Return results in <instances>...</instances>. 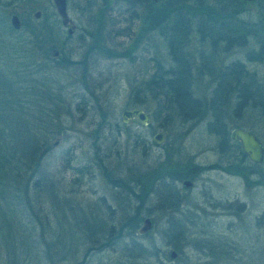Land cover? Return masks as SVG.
I'll list each match as a JSON object with an SVG mask.
<instances>
[{"label":"rangeland","instance_id":"obj_1","mask_svg":"<svg viewBox=\"0 0 264 264\" xmlns=\"http://www.w3.org/2000/svg\"><path fill=\"white\" fill-rule=\"evenodd\" d=\"M257 6L246 1L240 17L255 19ZM130 11L121 0H66L74 24L68 36L51 0H0V264H21L35 247L30 264H49L44 250L59 230L63 251L78 235L80 247L56 264H77L87 249L83 264H264V161H246L242 170L236 163L230 172L225 162L233 126L252 131L264 148V112L229 89L226 100L214 97L218 120L206 114L225 66L235 76L247 71V80L254 75L264 89V60L246 61V48L198 52L192 35L190 89L203 105L201 119L154 121L155 102L139 91L145 103L133 105L134 92L168 58L157 36L137 35L141 23ZM133 107L149 112L147 126L120 121ZM15 118L34 127L39 150L26 154L13 144ZM155 132L164 134L159 147L150 143ZM193 166V185L177 183L182 197L172 203L164 194ZM136 212L134 236L145 255L132 259L114 238ZM145 217L152 225L139 235Z\"/></svg>","mask_w":264,"mask_h":264},{"label":"trees","instance_id":"obj_2","mask_svg":"<svg viewBox=\"0 0 264 264\" xmlns=\"http://www.w3.org/2000/svg\"><path fill=\"white\" fill-rule=\"evenodd\" d=\"M121 1L131 10L129 16L140 20L141 24L137 35H146L144 37L146 40L152 36H157L164 46L168 58L167 65L156 61L152 72L144 80L142 88L134 92L133 105L145 103L144 98H142L143 100L139 99V91H142L143 95L148 94L151 100L155 102V108L152 111L154 121L159 117L165 120L171 115L178 117L180 121L201 119L203 105L193 96L190 89L192 64L188 47L192 35L195 36L198 52H230L235 48H246L248 50L245 56L246 61L264 60V0H257V12L253 20H245L240 17L244 11V4L248 0H158L156 3L151 0ZM137 8L143 10L141 16L136 15L135 10ZM209 67L206 61L205 68ZM242 68L243 66L240 65L238 69L241 73ZM233 69V67L227 68L225 66L217 79L218 84L212 90L213 94L209 104L211 106L207 107L206 114L211 112L213 117L211 115L210 117L213 120H218V115L214 112L215 106H213L217 105L214 100L215 95L223 94L224 101L229 89L235 90V92L242 88L245 89L246 98L250 100L255 95L258 99L255 100L257 101L255 103L259 107L261 106L260 108L264 112V103L261 101L264 96V89L257 86L258 84L254 83L252 77L247 80V71L235 76ZM242 78L246 81H242ZM218 104L224 103L218 100ZM17 119H14L16 121L14 122L15 131L14 128H11L13 136H15L13 144L16 143L19 148L22 146V150L26 154L39 150V139L36 140L37 134L32 133L34 127L23 124ZM159 125L163 126V124ZM219 131L223 130L219 129ZM221 135L222 138L225 137L224 133ZM137 213L120 225L114 238V241H118L119 251L124 252L132 259H138L145 255L144 246L138 243L134 236L135 227L132 226L137 220ZM80 221L77 220L76 223L79 224ZM123 227H127V230L125 229L126 231L121 234ZM46 228L43 226V232H48ZM111 229L109 228L106 233L102 232V234L110 233ZM73 233H75L74 230ZM31 235L32 231H29L26 236L31 239ZM54 235L56 240L47 243L44 250L45 258L49 264H56L58 259H64V256L67 255L69 257L75 256L74 253L80 247V243H76L80 235L77 239L71 240L72 246L68 248L69 250L64 251L61 231L55 232ZM85 235L87 236V234ZM125 237L129 239L128 242L123 241ZM42 239L43 237H41ZM15 242V246L20 248L21 241L17 242L15 239ZM87 255H89L88 249L83 256V261ZM36 257L37 249L35 247L34 253L22 254L20 257L21 264H30L28 259ZM6 258L9 259L8 256ZM83 261H79L77 264H83Z\"/></svg>","mask_w":264,"mask_h":264},{"label":"water","instance_id":"obj_3","mask_svg":"<svg viewBox=\"0 0 264 264\" xmlns=\"http://www.w3.org/2000/svg\"><path fill=\"white\" fill-rule=\"evenodd\" d=\"M54 10L59 18L60 24L63 27H67L66 34L70 35L74 29V24L72 20L68 17L66 12V0H51ZM156 3L158 0H151ZM249 1V0H248ZM34 18L39 17V12L36 11L33 14ZM10 26L13 29H18L20 27V21L15 14H11L9 17ZM119 119L122 123H131L139 127H145L150 122V114L148 111L133 107L128 109H123L119 114ZM230 139L233 141H238L240 143L242 151L246 154L249 161L255 164H261L264 161V152L261 143L252 135L251 133L244 131L239 128H234L231 130ZM164 141V134L162 132H155L150 137V143L152 146L158 147ZM184 183L190 184L188 180ZM152 222L150 218L145 217L139 227L136 229V233L142 235L146 233L151 228ZM175 257V252H170V258Z\"/></svg>","mask_w":264,"mask_h":264},{"label":"flooded vegetation","instance_id":"obj_4","mask_svg":"<svg viewBox=\"0 0 264 264\" xmlns=\"http://www.w3.org/2000/svg\"><path fill=\"white\" fill-rule=\"evenodd\" d=\"M56 54H57V52H55V51L52 52V55L53 56H55ZM251 77H252V79H254V81H255L254 83L257 85L259 82L256 80V77L254 75H252ZM246 94H247L246 93V90L242 88V89H239L238 92H235V96L234 97L237 98V100H239L242 103V102H245L246 99H247L246 98ZM229 96H230V91L228 90V92H227V98H229ZM252 98L254 100L257 99L255 97V95H253ZM234 128H239V129H242L244 131H247V132L251 133L252 135H254V137H256V135L252 131H250L248 129H244V128L240 127V126H233V127L230 128L229 133L227 135L228 136V140H229L228 143H230L233 146V148L232 149L229 148L230 147V144H229L228 145L229 147L227 148V150L225 152L226 153V160H225V162H226V168H227V170H229V172L231 171V169L233 168V166L236 163L239 164L238 167H239V169L242 170L243 169L242 164L245 163L246 161H249L248 158H247V156H246V154L242 151L241 146H240V143L238 141L231 140L230 137H229L231 130L234 129ZM256 139L258 140L257 137H256ZM263 152H264V148H263ZM195 169H196V166H193L191 169H188V171L185 174H183L182 176H179L178 178H175V180L172 181V186H171V188H172V190L174 192L173 193L169 192V193L164 194L165 198H167V199L169 198V200L173 201L172 203H174V204L177 203V205H178L180 203V201H181L182 195H181V192H180L181 190L177 187V183H180V186L182 188H189V187H191L193 185L192 178L191 177L194 176V174L196 172ZM185 180H188L190 182V184L184 183ZM167 199H163V201H166L167 204H168V200ZM169 207H170V204H169ZM255 217L257 218V216H255Z\"/></svg>","mask_w":264,"mask_h":264}]
</instances>
